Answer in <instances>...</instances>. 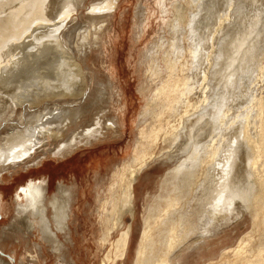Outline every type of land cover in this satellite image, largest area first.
I'll list each match as a JSON object with an SVG mask.
<instances>
[{"label":"bare ground","instance_id":"1","mask_svg":"<svg viewBox=\"0 0 264 264\" xmlns=\"http://www.w3.org/2000/svg\"><path fill=\"white\" fill-rule=\"evenodd\" d=\"M153 1L151 12V0H138L132 21L136 44L158 25L136 64L143 104L134 142L97 201L98 226L86 234L83 189L60 183L62 197L49 200L55 174L34 166L41 154L62 156L102 131L126 133V89L105 57L116 52L130 12L122 0H0V218L11 220L0 232V264H53L51 257L185 264L192 252L200 264H264V0ZM93 54L101 55L109 85L87 63ZM108 98L109 121L107 112L98 115ZM160 158L171 168L143 211L132 250L125 219L135 217L137 177ZM30 170L45 171V186L18 183L16 174ZM27 192L31 214L21 230L16 219ZM240 219L250 230L235 242H208Z\"/></svg>","mask_w":264,"mask_h":264},{"label":"rangeland","instance_id":"2","mask_svg":"<svg viewBox=\"0 0 264 264\" xmlns=\"http://www.w3.org/2000/svg\"><path fill=\"white\" fill-rule=\"evenodd\" d=\"M137 2L138 0H122V10L126 12L129 11L130 13L126 17L127 19L123 21L124 33L120 34V43L117 44L118 48L115 50L116 52L113 54L107 53V56L105 57V61L108 62V66H110L111 68L117 67V76L120 77V81L126 89L129 112L124 117L125 119L124 121L122 120L121 124L126 125L128 130H126L127 134L125 133L123 136H121L118 133H108V131L107 133H105L104 131H102L96 136L83 138L78 144L74 145L66 154L62 156H58L56 158L49 157L47 159H44L45 156L41 154L40 157L36 159V161H38V164L34 166V169H41L45 165V169H49V172H53L55 174V178L52 183L53 192L51 193V197L49 198V200H51L53 195L58 199L62 197V194L57 192L60 183L64 186L69 187H74L75 184L83 189L84 196L82 197V194L80 196L85 199L86 203L84 205V221L81 220V224L79 226L81 233L85 232L87 234L91 226H98V221L95 215L97 201L104 196L103 191L106 189L110 181V175L113 169L129 157L128 153L130 152V148L132 147L135 138V118L137 119V115L140 112L141 106L143 104L142 97L137 93V88L139 87L140 83L135 72L136 64L141 50L145 48V46L149 43L150 38L156 34L158 29L156 20L152 23V29H150L149 34H146V38L143 40V42L141 44H136L134 42L132 21L134 8L137 5ZM151 2L152 3L149 4L150 10L151 12H154L156 10V5H154L153 0H151ZM121 18L122 17L117 16L116 28H118V24ZM100 58H102L101 55L93 54V56L88 58L87 63L89 64V66L95 67V70L97 72V82L109 85V79L104 76L106 73V69L102 67ZM99 86L101 87L100 84ZM110 91L111 89H108V92ZM107 100L108 104L104 105L103 107V110L105 112L102 111L98 115L102 116L107 112L108 117H106V119H108L109 121V118H111L109 117V115H112L113 103L109 98ZM32 110L35 111L36 109ZM93 117H97V115ZM13 119L15 118H8V124L11 123V120ZM82 126L83 125L80 124L78 125V128L81 129ZM75 128L74 130H76ZM40 159L46 160V164H42L44 161L40 162ZM99 167L102 168L101 175L99 177H96L95 168ZM170 168L171 164L166 163L164 159L160 158L150 163V165L146 169H144L143 172H141L137 177V182L135 184L134 202L135 217L134 219H131V217H127L125 219L126 224L131 223L134 229L132 250L136 248L140 240L141 217L143 215V211L145 213L147 208L152 204L154 197L159 194L162 178ZM30 171L31 173L28 172V174H16V178H20L18 183H25L28 186L33 184V188H40L45 186L46 179L45 177H43L45 171H39V173H32L33 170ZM58 172L61 173L58 175ZM68 179H71V181L67 182L66 180ZM17 184H15V186H13L10 191H8L5 200L12 202ZM28 192L23 196L21 202H19V205L21 206L19 208L20 216L18 217V219H16V227L21 230L25 228L24 225L27 215L31 214V212L28 211L31 204V199L29 198ZM55 211H57V209ZM72 216L73 213L71 214V218ZM10 223V219L0 218V232H2L3 228L8 226ZM249 230L250 222L240 219L238 223L218 234V237L208 240V242H213L217 245L219 238H226L225 243L223 244H232L233 242H235L236 238H238L243 233H247ZM8 234L11 238H14L17 235L15 230L9 231ZM8 241L10 243L12 239H9ZM26 241H29L28 243L32 246V239H27ZM1 253L2 252L0 250V254ZM5 256L6 261L11 263L12 261L8 258V254H5ZM51 259L53 261V264H65V262L58 261V259L55 257H51ZM70 262L71 258L66 261V263ZM200 263H202V261H200V256L194 254L193 252L185 257V264ZM128 264L131 263L129 262Z\"/></svg>","mask_w":264,"mask_h":264}]
</instances>
